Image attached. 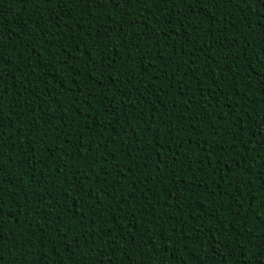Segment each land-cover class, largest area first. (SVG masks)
Returning a JSON list of instances; mask_svg holds the SVG:
<instances>
[{
    "label": "trees",
    "instance_id": "trees-1",
    "mask_svg": "<svg viewBox=\"0 0 264 264\" xmlns=\"http://www.w3.org/2000/svg\"><path fill=\"white\" fill-rule=\"evenodd\" d=\"M264 0H0V264H262Z\"/></svg>",
    "mask_w": 264,
    "mask_h": 264
},
{
    "label": "snow or ice",
    "instance_id": "snow-or-ice-1",
    "mask_svg": "<svg viewBox=\"0 0 264 264\" xmlns=\"http://www.w3.org/2000/svg\"><path fill=\"white\" fill-rule=\"evenodd\" d=\"M262 264H264V258H262Z\"/></svg>",
    "mask_w": 264,
    "mask_h": 264
}]
</instances>
